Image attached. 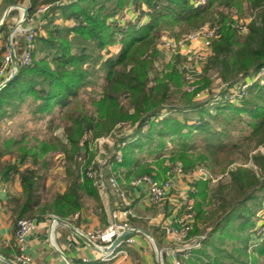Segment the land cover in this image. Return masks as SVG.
Here are the masks:
<instances>
[{
	"label": "trees",
	"instance_id": "16d2710c",
	"mask_svg": "<svg viewBox=\"0 0 264 264\" xmlns=\"http://www.w3.org/2000/svg\"><path fill=\"white\" fill-rule=\"evenodd\" d=\"M15 3L28 7L25 23L35 14H40V20L44 22L35 27L30 62L27 65L19 63L11 81L0 90V119L19 112L24 102L39 119L58 108L64 122H69L63 125L67 143L60 144V148L66 154L70 153L67 156L65 190L56 195L50 207H46L37 193L41 175L35 165H47L43 156L56 148L55 141L40 142L34 146V151L21 145L23 136L6 141L7 147H18L17 152L0 150V181L17 178L22 189L20 196L11 198L16 219L46 214L65 218L82 207L83 191L95 195L92 180L85 176V172H79L80 164L76 157L80 138L92 128L97 127L98 133H106L114 128L116 122L124 123L115 129L119 137H116L114 145L115 149L122 150V158L120 162H114L113 169L120 174L124 169L127 179L131 175L139 177L151 171L150 164L137 157V150L143 151L146 147L149 153L163 152L168 142L176 144L169 152L173 163L181 162L184 168H192L197 160L220 166L218 159L227 158L231 151L237 150V142L226 144L216 137L228 136L226 126L237 127L238 121L234 124L230 121L241 110L252 117L250 123L248 121L254 126L252 134L264 128V109L255 104L260 93L264 94V87L258 82L250 85L249 98L240 100L242 107L229 104L227 109L230 113L224 115L226 107L216 106V111L210 114L207 107L209 98L204 105V102H194L192 94L179 89L182 83L177 73L178 63L182 60L180 55L175 57L168 72L162 77L156 76L157 81H161L155 86L149 85L150 73L142 72L152 68L162 56L156 48L160 31H172L177 27L180 32L172 33L178 38L183 31L208 22L209 26L216 27L217 38L204 75L220 78L223 82L221 91H227V84L242 77L251 79L248 75L264 68V0H204L203 3L201 0H16ZM43 5L50 6L45 11H38ZM244 8L252 12L254 20L247 23L245 37L240 39L239 24L234 19L233 10L242 12ZM122 10L125 15L130 10L137 13L128 23L121 19L112 22ZM15 12L12 10L10 14ZM125 24H128L127 28ZM6 26L4 24L0 32ZM109 45H113L114 52L109 51ZM5 46L0 48V54L6 51ZM93 76L103 79L99 91L91 90L93 110L101 118L110 113L115 121L110 117L96 123V118H87L84 111L75 107L80 91L92 84L90 79ZM205 83H209L208 77ZM124 94L126 103H120L119 98ZM114 108L116 112H113ZM164 110L177 113L162 115ZM187 111L199 117L189 122ZM212 120L214 125L210 123ZM196 132L201 133V142H188ZM129 139L132 141L125 143ZM7 153L15 155L12 156L14 161L3 160ZM27 158H30V164L20 169ZM253 160L259 170L258 176L250 169L229 172L231 184L221 185L211 194L207 204L209 208L199 209L196 214L193 234H202L200 245L214 249L216 255L210 258L199 248L190 258L181 259L182 264H224L218 257V251L222 249H216L215 241L224 244L226 236L233 241L240 240L242 247L235 248L239 254L246 252L247 240L253 235L247 231L250 233L254 228L251 219L256 213L247 202H252L256 209L264 200V156L257 155ZM222 162L230 163L227 159ZM156 164L167 174L169 167L162 165L163 161L157 160ZM196 184L191 185L190 198ZM257 252L264 255V245H259ZM239 259L237 257L230 264Z\"/></svg>",
	"mask_w": 264,
	"mask_h": 264
},
{
	"label": "rangeland",
	"instance_id": "374dc122",
	"mask_svg": "<svg viewBox=\"0 0 264 264\" xmlns=\"http://www.w3.org/2000/svg\"><path fill=\"white\" fill-rule=\"evenodd\" d=\"M204 2V0H201V2ZM202 2V3H203ZM45 6V5H43ZM42 6V7H43ZM143 9H146L145 6H142ZM41 8V7H40ZM48 9V8H47ZM40 11V10H38ZM16 12H18L16 10ZM132 12V11H131ZM137 11L132 12L130 15L122 11L119 12V14L115 15L112 19V22L116 21L118 19L123 20L124 22L128 23L130 21L131 16H133ZM234 19L237 21V24L239 25H247V23H250L252 20H254V15L252 12H250L247 9H243L242 12H236L233 10ZM15 15V13L13 14ZM20 17V16H19ZM19 20V18H18ZM27 20V19H26ZM25 20V21H26ZM24 21V23H25ZM23 23V24H24ZM206 23H202L195 29L208 25ZM23 24L19 27L17 31H23L25 34L24 29L28 27L29 25H32L35 29L36 25L31 24L30 21L26 23V27H23ZM126 28L128 27V24H125ZM209 26V25H208ZM195 29H189L187 31H183L180 33V36L178 38H182L184 35L188 34L192 30ZM172 32H180L179 28L175 27L172 31H160V38L157 41L156 48L162 53V56L159 57L155 62L152 68L144 69L142 72L147 71L150 73V84L151 86H155L157 82H160L161 80L157 81V77H162L164 73L168 72L170 70L169 66L173 64L175 57L177 55H180L182 60L178 63V71L177 73L181 76L182 83L178 86L180 90L185 91L187 93L192 94V100L194 102H204L203 104L207 102L208 98H211L215 95L218 96H224L228 92H234L235 90H238L239 84L238 82H241L244 77L238 79L237 82L229 83L227 91H221V87L223 85V82H221V79L214 76H207L209 83H205V78H207L204 75V70L206 68V65L209 61V58L212 56L213 52V45L211 46V49L209 50V53L204 61L200 62H194L189 61V65L193 69L200 70L201 73L199 75H196L194 73L185 72L183 69H181V65L186 62V57H184L180 53L172 54L170 52H167L162 47V39L164 37H173L174 39L177 36L173 34ZM185 33V34H183ZM183 34V35H182ZM117 37V36H116ZM245 37L244 34H239V38L243 39ZM12 38V37H11ZM26 38V34H25ZM33 40V39H32ZM33 43V41H32ZM10 44H12V39H9V44L5 46L6 50L10 49ZM33 46V45H32ZM109 51L112 53L115 51V48H113V45L108 46ZM25 48L22 50L21 53ZM6 52V51H5ZM4 52V54H5ZM20 53V55H21ZM3 54V56H4ZM19 56H17V60L19 59ZM184 57V58H183ZM3 58V57H2ZM2 60V59H1ZM1 62V61H0ZM19 66V62H18ZM98 67V66H96ZM198 67V68H197ZM15 69L13 66V63H11L8 71L5 73V79H7L12 73H14ZM196 71V70H195ZM16 73V72H15ZM188 75L195 80V88L193 91H188ZM248 77H251V79H247L250 85L252 86L255 82H258L261 87H264V68L254 74L248 75ZM3 80V81H4ZM90 84L88 87H84L78 96V101L75 100V107L78 109H81L85 112L87 118L94 117L97 119L96 123H99L103 120L110 119V117L115 121L113 115H110V113H107L103 118L99 116L94 110L90 102V95L92 94L91 90L99 91V85L103 82L102 78H97V76H93L90 79ZM204 86L203 88H199L201 86ZM245 90V93L241 95L239 98L234 97V100L231 101V99H221L219 102L213 101L207 105L209 113L213 114V112L216 111V106L218 107H226L223 110V114L230 113L227 109V106L229 104H233L235 107H242V100L244 97L249 98L250 93L249 87ZM230 90V91H229ZM200 93L201 95L205 94V97H200L199 99L196 97V94ZM208 96V97H207ZM207 97V98H206ZM124 98V99H123ZM125 94L122 96V98H119L120 103H126ZM241 100V101H240ZM118 101V100H117ZM116 101V102H117ZM221 103V104H220ZM255 104L259 106L260 108L264 109V94L260 93V96L256 98ZM244 107V106H243ZM221 108H219L220 110ZM117 110L114 108L113 112H116ZM169 111H162V115H166ZM171 114H176L174 110L170 111ZM233 113V112H231ZM235 113V112H234ZM185 114L188 117L189 122H191L192 119L198 118L199 116L194 112H185ZM181 117V115H179ZM234 117L231 119V123L234 124L235 121L237 122V127H227L229 129V134L227 137L218 135L216 138H221V140L224 143H231V142H237V150H233L227 155V158L218 157V161L221 162L220 166L216 165H210L209 162L199 163V161L195 160V163L192 168H184L182 166L181 162H175L173 163L170 159L171 155L169 154L172 147H176V144L173 142L167 143V148L163 152H157L149 153L147 148L144 147L143 151H136L137 157H139L140 161H146L150 164V173H143L141 175H153L157 178L165 177L167 175L166 173L162 172V169L156 164L157 160L163 161L162 165H166L167 173L170 174L174 172L175 168L180 167L184 170L187 177L191 179V183H189V187H191L192 183L194 184L197 182L196 186L194 187L193 195L191 196L192 204H193V225L192 230L190 231V238H201L202 234L194 233V224L196 219V214L199 212V209L206 210L208 209V202L210 200L211 194L215 192L216 190L220 189V186H226L231 184L230 182V175L229 172L236 171L237 169H250L253 170L254 173L258 176L259 170L256 166V163L253 160V157L257 155H263L264 156V128L260 130L257 134H252L251 131H253V127L250 123L252 120V117L246 112V111H240L239 114H234ZM210 118V117H209ZM231 118V117H226ZM88 120V119H87ZM153 120V119H152ZM230 120V119H229ZM250 120V121H249ZM249 121V123H248ZM68 124L69 122L63 120L62 114L59 112V109L56 108L55 111L52 114H49L48 116L39 119L34 117V115L31 113V111L27 108L26 103L24 102L21 107L19 108V112H16L10 117H4L0 119V150L3 149H11L14 151H18V147L9 146L7 147L6 142L8 139H18L21 136H23V143L21 145L30 147V151H34L33 148L35 145H38L40 142H50L55 141V149H50L43 157L44 161L47 162V165L45 167H39V165H35L39 169V174L41 175L40 182L38 183V189L37 193L40 195L42 200V205H45L46 207H50V205L54 202L55 197L58 193H60L66 185V167L69 162H67V156L70 155V153L63 152L62 148H60V144L67 143L66 136L64 134V127L63 125ZM95 123V122H94ZM95 123V124H96ZM214 125V121L212 120L210 122ZM122 122H116L114 124V128L111 129V131L106 133H98L97 127L92 128L89 132H85L86 135H88V138L86 141H83V136L80 138V149L79 152L76 153V157L79 160L78 170L83 174L85 172L86 166L91 162L94 161L93 159L97 158L102 159L104 155H110L114 151L118 150L115 149V140L116 137H119L118 131H115L117 127L122 126ZM126 125V124H125ZM124 125V126H125ZM97 130V131H96ZM126 130L129 131L130 128L127 126ZM90 135V139H89ZM121 135V134H120ZM202 135L200 132H196L192 134V136L189 138L190 141L192 140H198L201 142ZM96 139H104V142L101 144L96 141ZM134 140V138H133ZM132 141L129 139L125 143H128ZM200 144V143H199ZM86 146L87 148H85ZM154 147L153 145L151 146ZM60 148V149H59ZM82 148V149H81ZM69 149V146L67 147ZM53 150V151H52ZM122 154V150H120ZM15 155H10L9 153L5 154L3 158H11ZM155 157H158V159H155ZM14 158V157H12ZM230 161V163L225 164L222 161L224 160ZM194 161V160H193ZM30 164V158H27L22 165H20L21 169H23L25 166ZM143 166V165H142ZM139 169V168H138ZM135 175H131L130 180H133ZM122 180H126L127 178L123 175H121ZM129 180V181H130ZM200 181V182H198ZM21 187V186H20ZM22 190V189H21ZM65 190V189H64ZM63 190V192H64ZM21 194V193H20ZM261 205L257 206L255 209V206L252 204V202L248 201L247 204L250 206L252 210H255V215L252 217L251 221L253 222L254 228H251L250 233L247 234H253L249 237L247 240L248 247L246 249V252L239 254L237 250H235L236 247H242V244L240 240H231L230 237H225V243L220 244L218 241H215L216 249H222L219 250L218 257L222 260L221 262L224 264H230L233 263V260L240 258L238 262H234V264H264V255H260L257 252V248L259 245H264V200L261 201ZM41 205V206H42ZM41 208H39L40 210ZM24 218H32V217H24ZM208 230V229H207ZM200 248V249H199ZM199 250L205 251L207 255L211 258L216 253L214 252V249L206 246H199ZM195 249V250H196ZM193 250V251H195ZM229 255H232L231 257H228ZM191 256H189L190 258ZM203 261H207V258L202 257ZM182 259V258H181ZM180 259V260H181ZM184 259V258H183ZM188 259V258H186ZM182 263V260H181Z\"/></svg>",
	"mask_w": 264,
	"mask_h": 264
},
{
	"label": "crops",
	"instance_id": "0c3cea01",
	"mask_svg": "<svg viewBox=\"0 0 264 264\" xmlns=\"http://www.w3.org/2000/svg\"><path fill=\"white\" fill-rule=\"evenodd\" d=\"M15 1L0 0V20L10 6L19 5ZM12 10L18 12H15V15L10 14ZM129 13H132L131 10ZM19 16L18 8L9 10L4 23L7 25L6 29L0 32V48L9 44L10 32ZM40 18V14H35L29 21L34 25L42 24L44 21ZM26 23L23 27L27 26ZM11 39L14 52L19 56L27 44L25 34L22 30L17 31ZM2 57L3 53L0 54V61ZM3 160L11 162L14 158ZM121 170L123 172L121 175L125 176V170ZM129 180H122L128 189V198L134 211V216L129 217L127 222L132 227L146 231L150 236L135 231L112 250L108 249V246H92L85 236L86 232L104 227L110 222V211L116 200V195L111 189L97 188L93 184L95 195L83 191L82 207L73 215L65 218L49 214L32 217L35 227L28 237V246L25 248V254L31 259L30 264H174L171 252L179 244L165 236L163 226L172 222L174 218L183 217L182 202L191 179L171 174V187L167 191L165 201L161 203L148 201L144 186H129ZM63 190L60 193H63ZM21 192L17 178L0 181V264H21L16 261L17 248L14 238L16 214L11 201L12 197L20 196ZM55 216L69 226L58 223L54 220ZM128 237L132 238L131 242L126 241ZM193 254L194 251L190 256ZM178 258L186 259L182 253L178 254Z\"/></svg>",
	"mask_w": 264,
	"mask_h": 264
},
{
	"label": "built area",
	"instance_id": "2783aa9c",
	"mask_svg": "<svg viewBox=\"0 0 264 264\" xmlns=\"http://www.w3.org/2000/svg\"><path fill=\"white\" fill-rule=\"evenodd\" d=\"M203 2V1H202ZM50 5L41 7L40 11H45ZM132 12H134L132 10ZM241 34L246 31V25H238ZM26 34V47L23 53H21L18 62L22 65H27L30 62V53L32 48V39L35 33V29L32 25H29L24 29ZM217 38L216 27L214 26H201L182 38L174 39L173 37H164L162 39V47L172 54L180 53L186 57V62L181 65V69L185 72H192L196 75L201 73L200 70L193 69L189 65V61L202 62L206 59L209 50ZM12 63V56L10 49L6 50L1 62H0V83L5 78V73L8 71ZM198 68V67H197ZM196 70V71H195ZM188 91H193L195 88V80L188 75ZM238 90L234 92H228L224 96L215 95L208 100V104L221 99H231L234 97H240L245 93L250 83L247 79H243L238 82ZM196 97L204 98L205 94H196ZM83 141L85 142L88 135L84 133ZM90 139V135H89ZM98 143L104 142V139H96ZM123 144V143H122ZM113 155V157H112ZM122 158L120 150L114 151L110 155H104L102 159H93L85 169V176L90 178L93 184L97 188H109L116 195L114 206L110 211V222L104 227H98L86 232L85 236L88 241L97 246L104 247L109 246L113 240L120 234L121 230L132 229L127 222L129 217L134 216V211L130 199L128 198V189L123 185L125 184L120 179L121 174L113 169L114 162H120ZM165 177L156 178L153 175H141L129 181V186L142 185L146 191L147 200L152 203H161L165 201L167 197V191L171 187L170 175ZM178 175L185 177V172L180 168H175L172 175ZM82 180V179H81ZM191 191V187L187 189L184 194L182 205L184 207V215L179 219H175L163 226L165 236L178 243L179 246L172 249V255L174 257V264H182L178 254L187 258L192 254V251L200 246L201 238H190V231L192 230L193 219V204L192 199L189 197L188 192ZM34 222L32 218H18L14 222V238L17 248L16 261L21 264H30L31 259L25 254V248L28 246V237L34 230ZM127 242H131L132 238L128 237ZM105 259V258H104ZM157 264V263H152Z\"/></svg>",
	"mask_w": 264,
	"mask_h": 264
},
{
	"label": "water",
	"instance_id": "95a60500",
	"mask_svg": "<svg viewBox=\"0 0 264 264\" xmlns=\"http://www.w3.org/2000/svg\"><path fill=\"white\" fill-rule=\"evenodd\" d=\"M12 8H18L20 10V17H19V20L17 21L16 25L12 28L11 32H10V35H9V38L11 39V37L13 36V34L15 33L16 30L19 29V27L24 23V21L27 19L28 17V7H25V6H19V5H12L10 6L7 11L4 13V15L2 16V19L0 20V29L1 27L4 25L5 23V20L7 18V15H8V12L9 10H11ZM10 53H11V56H12V63H13V66H14V73H12L7 79H5L4 81H2L0 83V90L6 86L10 81L11 79L13 78V76L15 75V72L18 70V60H17V56L14 52V49H13V46L12 44H10ZM54 220H56L58 223H61V224H65L64 221H62L60 218L58 217H54ZM66 226H69L68 224H65ZM135 231H141L143 233H145L146 235L150 236L149 233H147L146 231L140 229V228H137V227H133L132 229H125V230H121L120 231V234L113 240V242L108 246V249L112 250L113 248L116 247V245L120 244L122 242V240L128 236L129 234L131 233H134ZM90 242V241H89ZM92 246H97L96 244H93L91 243ZM156 246V245H155Z\"/></svg>",
	"mask_w": 264,
	"mask_h": 264
}]
</instances>
